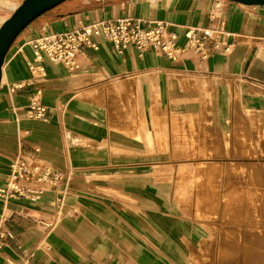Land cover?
I'll list each match as a JSON object with an SVG mask.
<instances>
[{"label": "crops", "instance_id": "obj_1", "mask_svg": "<svg viewBox=\"0 0 264 264\" xmlns=\"http://www.w3.org/2000/svg\"><path fill=\"white\" fill-rule=\"evenodd\" d=\"M6 1L14 7L3 19L22 0ZM123 17L140 19L142 27L165 22L179 48L189 27L215 33L200 50L173 56L153 46L141 53L116 48L100 34L92 38L95 48L81 47L74 70L46 55L34 59V37ZM181 75L213 78L228 100L237 90L263 111L264 5L65 0L18 34L0 83V264L192 263L205 230L176 209L175 199L160 198L165 180L141 145L158 127L146 114L170 105ZM32 99L46 107L45 118L31 115ZM17 157L60 179L34 182L31 188L43 189L36 194L8 195Z\"/></svg>", "mask_w": 264, "mask_h": 264}, {"label": "rangeland", "instance_id": "obj_2", "mask_svg": "<svg viewBox=\"0 0 264 264\" xmlns=\"http://www.w3.org/2000/svg\"><path fill=\"white\" fill-rule=\"evenodd\" d=\"M10 7L12 2L0 0V23ZM179 79L170 105L146 114L158 122L154 138L149 139L150 132L142 137L143 151L154 156L146 162H155L165 180L160 198L175 199L176 209L205 230L191 264H264V110L237 90L228 100L225 88L212 87L213 78ZM138 114L146 119L145 112ZM233 196L246 200L240 207ZM223 253L231 258L222 261Z\"/></svg>", "mask_w": 264, "mask_h": 264}, {"label": "built area", "instance_id": "obj_3", "mask_svg": "<svg viewBox=\"0 0 264 264\" xmlns=\"http://www.w3.org/2000/svg\"><path fill=\"white\" fill-rule=\"evenodd\" d=\"M215 30L210 28L189 27L185 32L187 41L182 48L175 46L174 35L166 31L165 22H157L153 26L142 27L140 19L123 17L104 19L95 24L81 25L79 28L45 33L30 40L34 59L39 62L46 55L52 62L63 64L69 70L78 68L77 55L83 45L96 47L94 36L102 34L116 48L130 45L140 53L153 46L169 56L195 46L200 50L204 39H213ZM40 70L42 69L39 67ZM29 112L35 118H45L46 107L36 99L29 104ZM10 181L5 192L8 195H29L43 189L31 188L34 182L54 185L60 179L57 174H50L45 168L33 164L31 160L15 158L11 162Z\"/></svg>", "mask_w": 264, "mask_h": 264}, {"label": "water", "instance_id": "obj_4", "mask_svg": "<svg viewBox=\"0 0 264 264\" xmlns=\"http://www.w3.org/2000/svg\"><path fill=\"white\" fill-rule=\"evenodd\" d=\"M65 0H22L0 23V83L6 54L18 36L34 19ZM244 5L261 6L264 0H232Z\"/></svg>", "mask_w": 264, "mask_h": 264}, {"label": "bare ground", "instance_id": "obj_5", "mask_svg": "<svg viewBox=\"0 0 264 264\" xmlns=\"http://www.w3.org/2000/svg\"><path fill=\"white\" fill-rule=\"evenodd\" d=\"M212 87H216V86L213 85ZM255 88H257V91H260V90H261V89H260L259 87H257V86H255ZM252 92H253V91H252ZM111 149H112V148H111ZM200 172H201V171H200ZM230 172H231V171H230ZM237 172H238V171H237ZM228 173H229V172H228ZM234 173H235V172H234ZM234 173H233V174H234ZM239 173H241V172H239ZM239 173H238V175H239ZM242 173H243V171H242ZM201 174H202V173H201ZM206 174H207V173H205V175H206ZM218 174H219V173H216V176H217L216 178L219 177ZM226 174H227V171H226ZM245 174H246V173H245ZM255 174H256V173H255ZM223 175L225 176V174H222V176H223ZM228 175H229V174H228ZM228 175H226V177H227ZM236 175H237V174H236ZM236 175H234V176H236ZM241 175H242V174H241ZM246 175H248V174H246ZM246 175H245V176H246ZM201 176H202V175H201ZM224 176H223V177H224ZM229 176H230V175H229ZM231 176H232V175H231ZM248 176H250V175H248ZM251 176H253V177H251ZM251 176H250L251 178H255L256 175H255V176H254V175H251ZM202 177H203V176H202ZM213 177H214V176H213ZM220 177H221V176H220ZM237 177L239 178L240 175L237 176ZM211 178H212V177H211ZM228 178H229V177H227V179H228ZM240 178H241V177H240ZM240 178H239V179H240ZM243 178H244V176H243ZM247 178H248V177H247ZM247 178H245V179H247ZM257 178H260V177H257ZM214 179H215V178H214ZM230 179H231V177H230ZM248 179H249V178H248ZM255 179H256V178H255ZM203 180H205V179L203 178ZM222 180H223V179H222ZM222 180H221V183H223ZM243 180H244V179H243ZM237 181L240 182V180H237ZM241 181H242V179H241ZM245 181H246V180H244V181H242V182H245ZM248 181H250V179L247 180V183H249ZM253 181H254V180H253ZM224 182H225V179H224ZM230 182H231V181H230ZM213 183H214V182H213ZM217 183H219V181H217ZM234 183H235V182H233V180H232V185H233ZM236 183H238V182H236ZM236 183H235V184H236ZM240 183H241V182H240ZM240 183H239V184H240ZM247 183H246V184H247ZM224 184H226V183H224ZM227 184H228V183H227ZM230 184H231V183H230ZM242 184H243V183H242ZM204 185H205V184H203V186H204ZM240 185H241V184H240ZM244 185H245V184H244ZM194 187H195V186H194ZM204 187H205V186H204ZM200 188H201V187H200ZM207 189H208V188H207ZM202 191H203V190H202ZM239 197H240V195H239ZM239 197H238V198L235 197V198H236V202H237V201L240 202V201L243 200L244 198H245V200H246V197H245V196H244V198H242L241 200H237V199H240V198H241V197H240V198H239ZM242 197H243V196H242ZM235 198H234V196H233V200H234ZM247 199H248V198H247ZM245 200H244V204H245ZM249 200H250V199H249ZM234 202H235V201H234ZM250 202H251V200H250ZM242 203H243V201L240 202V207H241ZM252 203H253V202H252ZM252 203H251V204H252ZM238 204H239V203H238ZM238 204H237V206H239ZM233 206H234V205H233ZM235 206H236V203H235ZM243 206H245V205H243ZM252 206H253V205H251L250 207H252ZM240 207H239V208H240ZM246 207H247V206H246ZM254 208H257V207H254ZM257 209H258V208H257ZM253 210H254V209H253ZM228 243H229V242H228ZM229 245H231V244H229ZM232 245H233V244H232ZM235 245H236V244H235ZM236 246H238V245H236ZM238 247H239V246H238ZM229 248H231V247L229 246ZM233 248H234V247H233ZM233 248H232V249H233ZM234 249H235V248H234ZM234 249H233V250H234ZM235 250H236V249H235ZM229 256H231V255H229L228 253H223V254L221 255V260H222V261L229 260V259L231 258V257L229 258Z\"/></svg>", "mask_w": 264, "mask_h": 264}]
</instances>
